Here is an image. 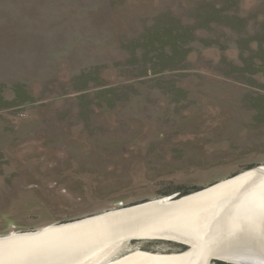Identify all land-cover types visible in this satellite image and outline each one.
<instances>
[{"label": "rangeland", "instance_id": "obj_1", "mask_svg": "<svg viewBox=\"0 0 264 264\" xmlns=\"http://www.w3.org/2000/svg\"><path fill=\"white\" fill-rule=\"evenodd\" d=\"M263 165L264 0H0V236Z\"/></svg>", "mask_w": 264, "mask_h": 264}, {"label": "bare ground", "instance_id": "obj_2", "mask_svg": "<svg viewBox=\"0 0 264 264\" xmlns=\"http://www.w3.org/2000/svg\"><path fill=\"white\" fill-rule=\"evenodd\" d=\"M114 224L128 229L125 238L111 240ZM133 236L191 244L179 252L140 250L114 264H209L208 256L215 253L264 264V165L176 199L165 196L0 236V264H98Z\"/></svg>", "mask_w": 264, "mask_h": 264}, {"label": "water", "instance_id": "obj_3", "mask_svg": "<svg viewBox=\"0 0 264 264\" xmlns=\"http://www.w3.org/2000/svg\"><path fill=\"white\" fill-rule=\"evenodd\" d=\"M168 197H170V199H176V198H179L180 195L179 193H173V194H170L168 195ZM122 225V224H121ZM127 225V224H126ZM115 228H119L118 230H110V235L109 237L111 238V240H115V238L117 237H123L125 238L126 237V234H128V229H123L124 226H121L119 224H114ZM149 237H130L129 240L131 239H147ZM151 239H164V240H170V241H175L183 246H188L191 244L190 242H187V241H179V240H174L172 238H164V237H160V236H155V238H151ZM185 250V249H184ZM226 255L224 254H221V253H215V254H211L208 256V263L209 264H212V260L213 262L215 261H224V262H227V263H231V264H248V263H244V262H240V261H237V260H232V259H228V258H225Z\"/></svg>", "mask_w": 264, "mask_h": 264}, {"label": "trees", "instance_id": "obj_4", "mask_svg": "<svg viewBox=\"0 0 264 264\" xmlns=\"http://www.w3.org/2000/svg\"><path fill=\"white\" fill-rule=\"evenodd\" d=\"M203 186H184L183 184H174L172 186L171 191L167 194H173V193H179V195H185V194H189L191 192L197 191L199 189H202ZM172 244V243H171ZM179 247H184L183 245H179ZM215 264H231V263H227V262H223V261H215Z\"/></svg>", "mask_w": 264, "mask_h": 264}]
</instances>
